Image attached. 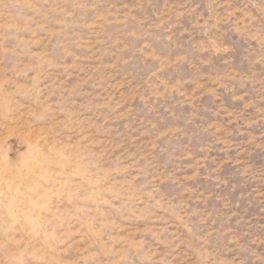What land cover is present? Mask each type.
<instances>
[{"label":"rangeland","instance_id":"rangeland-1","mask_svg":"<svg viewBox=\"0 0 264 264\" xmlns=\"http://www.w3.org/2000/svg\"><path fill=\"white\" fill-rule=\"evenodd\" d=\"M0 264H264V0H0Z\"/></svg>","mask_w":264,"mask_h":264}]
</instances>
